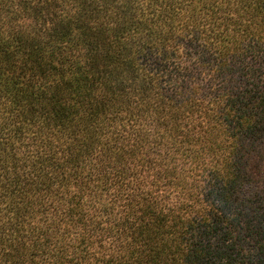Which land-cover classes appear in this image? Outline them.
Wrapping results in <instances>:
<instances>
[{
    "label": "trees",
    "instance_id": "obj_1",
    "mask_svg": "<svg viewBox=\"0 0 264 264\" xmlns=\"http://www.w3.org/2000/svg\"><path fill=\"white\" fill-rule=\"evenodd\" d=\"M0 264H264V0H0Z\"/></svg>",
    "mask_w": 264,
    "mask_h": 264
}]
</instances>
